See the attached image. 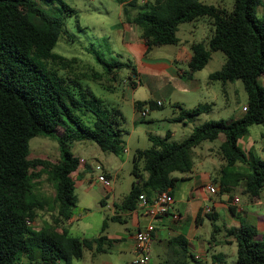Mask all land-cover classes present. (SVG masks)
I'll return each instance as SVG.
<instances>
[{
	"label": "trees",
	"instance_id": "16d2710c",
	"mask_svg": "<svg viewBox=\"0 0 264 264\" xmlns=\"http://www.w3.org/2000/svg\"><path fill=\"white\" fill-rule=\"evenodd\" d=\"M114 1L120 5L123 21L139 30L145 54L155 47L176 45L179 25L206 18L212 29L204 42L190 45L184 77L202 70L212 52H220L224 62L208 80L221 84L238 81L246 97L240 118L203 122L180 142H169L168 135L148 136L150 147L135 150L131 156L132 183L120 211H133L140 196L150 201L156 193L171 195L177 180L173 174L191 171L192 150L214 141L220 142L218 150L224 161L215 194L229 195L240 186L248 200L256 201L264 188V160L250 150H241L238 141L250 126L264 128V85L260 82L264 81V13L261 18L255 16L257 7L264 8V0H230L229 8L200 0ZM72 14L74 10L62 0H0V264H20L22 260L25 264H69L81 259L83 250L103 253L111 244L103 234L106 221L93 238L68 234L76 204L70 176L79 166L70 146L87 141L103 153L122 151L120 110L97 97L84 81L103 78L110 90L121 89L124 82L134 89L138 74L129 60L105 62L98 57L101 73L88 78L76 73L75 59L53 52L60 40L72 42L64 22ZM122 70L128 74L118 84L117 73ZM145 106L155 111L162 105L135 101L132 109L138 113ZM178 108L171 122L183 125L210 111L208 104ZM141 119L138 117L139 122ZM36 136L56 142V162L28 158V142ZM262 139L260 152L264 154ZM236 164L245 168L237 170ZM42 175L53 190L50 199L35 192ZM39 213L50 217V225L33 226ZM205 217L214 221L212 213ZM108 220L120 222V217ZM175 242L179 243L175 251L179 264H204L188 253L182 239ZM235 242L234 264H264V236L256 240L253 227L240 223Z\"/></svg>",
	"mask_w": 264,
	"mask_h": 264
},
{
	"label": "rangeland",
	"instance_id": "374dc122",
	"mask_svg": "<svg viewBox=\"0 0 264 264\" xmlns=\"http://www.w3.org/2000/svg\"><path fill=\"white\" fill-rule=\"evenodd\" d=\"M152 3L153 0H148ZM205 4H218L220 7L229 8L230 0H200ZM62 2L74 10V14L65 17V27L71 35L72 42L68 43L67 40L62 39L53 48V52L62 55L66 58L75 59L73 65L74 71L80 73L87 78L91 74L101 73L102 67L96 62L95 58L98 57L105 62L113 60L127 61L134 63L132 58L126 57L123 51V44L121 42L123 16L120 6L114 0H62ZM143 0H139V3ZM135 13L134 10L130 11V15ZM264 13V8L257 7L255 9V16L261 18ZM121 22V24H120ZM123 27V26H122ZM212 26L206 18L191 24H181L178 26L176 37L182 41L188 39L194 43L204 42ZM139 30L136 28L125 32V40L134 35H137ZM124 33V32H123ZM124 35V34H123ZM172 46L155 47L150 56L159 55L165 51H171ZM224 62V56L220 52H212L210 59L206 66L197 72L196 81L201 87V92L188 94L186 91L182 92V97L176 93L175 96L182 98L186 104H196L205 100V84L206 81L209 85V95L212 96L213 92L218 91L219 81H209L207 75L214 71H218L221 64ZM180 66V64H178ZM127 71L122 70L117 73L116 80L118 84L122 79L127 76ZM239 83L238 81H235ZM84 83L95 93L97 97L104 100L106 103L116 106L122 116L121 129L122 135V151L117 155L103 153L97 146L91 142H75L70 146V152L78 160L84 161V177H78L77 181H82L81 184L75 183L74 196L76 199L75 208L72 214L77 217L68 228L69 233L77 238L90 239L95 237L100 230L101 219L111 216L110 203L113 201L115 204L120 202L121 198L127 191L125 187V179L128 176L131 167V156L135 150H145L150 147L148 136L163 137L166 130L170 132L169 142H180L185 139L192 128L203 122L229 120V111L233 105H230L229 111H223L220 107L221 98L214 101L211 111L208 114L200 115L193 118L185 125L181 123H165V118H169L176 114L172 106L163 102L162 106L155 111H150L145 116L143 122H137L134 117L131 104V93L127 97V93L122 94V89L110 90L109 83L103 78L100 81L87 80ZM100 83V84H97ZM240 85V83H239ZM112 86V84L110 85ZM106 87L108 91H104ZM116 88L117 85H116ZM115 89V88H114ZM160 89H153L150 85H141L133 92L132 99L142 101L146 99H160ZM126 94V95H125ZM245 95L240 90V106L245 103ZM246 139L242 140V146L253 141L249 147L250 151L264 160V154L260 152L262 138H264V128L261 126L253 125L247 129ZM215 147L217 142H204ZM29 159L39 158L46 159L50 162H56L58 159L57 144L54 140L47 137L36 136L29 140ZM242 150V149H241ZM99 167V168H98ZM109 170L111 174H117L116 179L111 181L110 187L113 188L112 193L108 192L106 195L105 188L96 179L99 172ZM99 170V171H98ZM76 181V179H74ZM76 181V182H77ZM35 192L47 199L53 195V190L49 183L42 175L39 183L35 188ZM107 196V197H106ZM106 197V198H105ZM101 201H105L108 205H101ZM264 201V196L261 198ZM264 208V206H263ZM41 225H36L40 227ZM125 232L123 224L117 221H106V228L104 234L110 233H123ZM113 255V256H111ZM115 254L98 253L96 260H92V264H100L102 260L111 261L112 264H124L123 256L114 257ZM71 264H90L89 252L83 250V258L80 260H72ZM153 264V261L151 262Z\"/></svg>",
	"mask_w": 264,
	"mask_h": 264
},
{
	"label": "crops",
	"instance_id": "0c3cea01",
	"mask_svg": "<svg viewBox=\"0 0 264 264\" xmlns=\"http://www.w3.org/2000/svg\"><path fill=\"white\" fill-rule=\"evenodd\" d=\"M121 25L123 26H121L123 51L126 57L132 58L134 62L132 65L135 67L136 73L138 74V78L136 79L137 85L134 89L130 88L127 82L121 85V92L123 95L124 93H127V95L131 93V104L137 101L132 99L133 92L137 87L141 85H150L153 89H160L159 93L161 98L157 100H146L166 102L169 106H172V109L176 112L175 115L165 118V123H174L171 122V120L177 117L179 112L178 107L188 110L199 104H208L210 105L211 111L214 101H217L218 98H221L219 105L224 112L229 111L230 105H233L229 114H227L229 120L237 119L242 116L243 112L241 108L245 106V103L240 106V90L243 92L241 84L239 85L240 82L219 83L217 85L218 91L213 92L211 96L208 93L209 85L206 81V83H204L206 90L205 100L197 102L196 104H186L182 98H179L182 97L180 94L184 91L188 94L201 92V87L197 84L195 79L197 72L193 73L188 78L184 77V74L187 73V63L190 59L189 47L191 44H194L193 41H189L188 39L180 41L177 38L178 43L173 46V50L150 56V53H152L155 48H152L145 54V46L139 37L140 32L135 36L133 35L131 39L128 38L125 40V32L130 30L133 32L136 27L124 21ZM178 64H180V66H178ZM210 74L211 73L208 75ZM260 82L264 85V81ZM176 93L179 97L175 96ZM129 95L127 97H129ZM134 117L137 122H139L138 113L134 112ZM144 118L141 119V122L144 121ZM165 135H168L170 138L169 130L165 131L164 136ZM245 139L246 137H243L238 141V147L244 152H247L250 150L249 147L253 141L249 143L246 142V145L242 146V143L244 144L242 140ZM216 142L217 145H215V147H212L213 144L210 145L203 142L192 150V168L189 173L183 175L173 174L177 180L171 193L173 202L170 212L176 214L178 219L173 221L169 215H166L157 218L153 222L154 231L150 240L149 259L147 264H151L152 261L153 264H179L181 260H179V258L176 259L175 255V251L178 249L176 244H179L175 242L177 239H182L188 253L192 255L194 259L204 264H234L236 254L235 235L240 233V223L244 226L253 227L256 240L264 236V201H261V198L264 196V188L256 201L248 200L247 196L241 193L240 186L235 187L233 192L229 195H211L207 193L206 186L215 185L217 187L215 181H217L221 171L224 169V161L218 150L220 142ZM81 161L82 163H79L77 170L70 176L74 185L75 183L81 184L82 181H77L78 177L82 179L84 177L83 169L85 164L83 160ZM234 168L241 170L245 168V166L236 164ZM103 170L104 171L101 169V174L108 179L111 184V181H113L114 178L116 179L117 174H111L109 170L104 168ZM74 179H76L77 182ZM131 183L132 178L128 173L125 179V187H127L126 193L118 204H115L113 201L110 203L111 216L117 215L120 217V223L123 224L125 232L103 233L106 239L111 242L109 248L103 253L115 254L114 257L123 256L124 264H130L134 257V233L142 228L148 221L142 214L138 204L131 212L120 211V203L128 193ZM105 190H107L106 195L108 196L109 194L107 193H112L113 188L109 186L105 188ZM101 205L107 206L108 204L105 201H101ZM205 207L211 209V213L214 215L213 222L209 221L205 217V214H203V209ZM75 220H77V217L72 214L67 225L69 235L71 234L69 233L68 227ZM107 220L108 218L105 217L101 219L100 223L102 224V222ZM43 223L50 225V217L44 213H39L33 226L36 227V225H42ZM169 242H172V244H169ZM87 251L89 252V262L92 264V260L94 259L95 262L96 254L98 253ZM82 258L83 253L81 259ZM71 261L69 264H71ZM99 263L112 264L110 260H102ZM20 264H25V261L22 260Z\"/></svg>",
	"mask_w": 264,
	"mask_h": 264
},
{
	"label": "built area",
	"instance_id": "2783aa9c",
	"mask_svg": "<svg viewBox=\"0 0 264 264\" xmlns=\"http://www.w3.org/2000/svg\"><path fill=\"white\" fill-rule=\"evenodd\" d=\"M155 106L160 107L163 104V101H155ZM241 111H245V107L241 108ZM150 110L148 107H143L141 111L138 112V116L144 118L149 114ZM79 163H82L79 160ZM99 168V167H98ZM99 171V170H98ZM97 181L101 183L104 188L110 186V181L106 179L101 171L96 177ZM207 193L214 195L217 192V187L215 185L206 186ZM138 205L142 211V214L147 218L146 224L140 229H138L134 235V257L130 264H147L149 259V246L152 233L154 231V221L157 218L169 215L171 220L176 221L178 216L174 213H171V204L173 199L171 195L166 192L156 193L150 201H146L142 196L138 198ZM211 213V209L205 207L203 209V214Z\"/></svg>",
	"mask_w": 264,
	"mask_h": 264
}]
</instances>
